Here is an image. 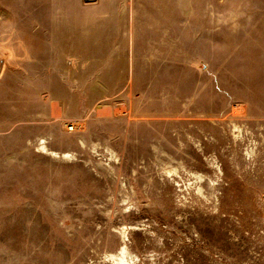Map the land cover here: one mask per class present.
Masks as SVG:
<instances>
[{
	"label": "rangeland",
	"instance_id": "1",
	"mask_svg": "<svg viewBox=\"0 0 264 264\" xmlns=\"http://www.w3.org/2000/svg\"><path fill=\"white\" fill-rule=\"evenodd\" d=\"M0 264H264V0H0Z\"/></svg>",
	"mask_w": 264,
	"mask_h": 264
},
{
	"label": "built area",
	"instance_id": "2",
	"mask_svg": "<svg viewBox=\"0 0 264 264\" xmlns=\"http://www.w3.org/2000/svg\"><path fill=\"white\" fill-rule=\"evenodd\" d=\"M69 128H70V129H73V128H74V126H73V125H70V126H69Z\"/></svg>",
	"mask_w": 264,
	"mask_h": 264
}]
</instances>
